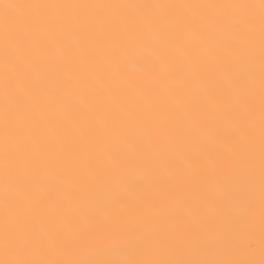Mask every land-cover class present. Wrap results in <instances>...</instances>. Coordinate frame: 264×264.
Returning <instances> with one entry per match:
<instances>
[{
    "label": "snow or ice",
    "instance_id": "snow-or-ice-1",
    "mask_svg": "<svg viewBox=\"0 0 264 264\" xmlns=\"http://www.w3.org/2000/svg\"><path fill=\"white\" fill-rule=\"evenodd\" d=\"M0 264H264V0L0 3Z\"/></svg>",
    "mask_w": 264,
    "mask_h": 264
},
{
    "label": "bare ground",
    "instance_id": "bare-ground-1",
    "mask_svg": "<svg viewBox=\"0 0 264 264\" xmlns=\"http://www.w3.org/2000/svg\"><path fill=\"white\" fill-rule=\"evenodd\" d=\"M9 2V0H0V3ZM108 2H130V0H108ZM136 2H145V3H209V2H234V0H136ZM130 67V66H129ZM99 80V82H98ZM112 83L111 80L107 79L103 74L99 75L97 79L90 78L88 80L86 92H91L94 94V97H103L104 96V88ZM114 91H118V89H114ZM107 103V100H105ZM87 124H93L97 121L91 117L85 121ZM174 167H183V161L175 160L172 162Z\"/></svg>",
    "mask_w": 264,
    "mask_h": 264
}]
</instances>
